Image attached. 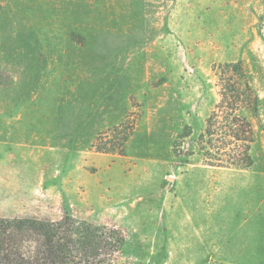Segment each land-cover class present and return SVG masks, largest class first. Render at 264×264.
I'll return each instance as SVG.
<instances>
[{
  "label": "rangeland",
  "instance_id": "1",
  "mask_svg": "<svg viewBox=\"0 0 264 264\" xmlns=\"http://www.w3.org/2000/svg\"><path fill=\"white\" fill-rule=\"evenodd\" d=\"M236 61L246 170L197 145ZM64 213L119 231L115 264H264V0H0V217Z\"/></svg>",
  "mask_w": 264,
  "mask_h": 264
},
{
  "label": "trees",
  "instance_id": "2",
  "mask_svg": "<svg viewBox=\"0 0 264 264\" xmlns=\"http://www.w3.org/2000/svg\"><path fill=\"white\" fill-rule=\"evenodd\" d=\"M218 103L209 114L197 145L204 165L246 170L253 164V129L245 113L256 115L260 100L240 61L219 64ZM117 130L116 128H114ZM190 132L181 134V139ZM128 135L121 138L123 147ZM113 148H103L114 151ZM124 238L64 213L59 221L0 217V264H115Z\"/></svg>",
  "mask_w": 264,
  "mask_h": 264
}]
</instances>
